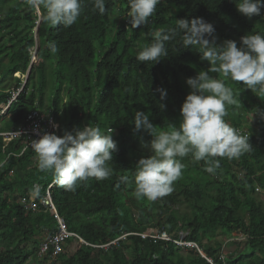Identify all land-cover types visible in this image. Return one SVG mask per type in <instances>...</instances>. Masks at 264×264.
<instances>
[{
  "label": "trees",
  "instance_id": "obj_1",
  "mask_svg": "<svg viewBox=\"0 0 264 264\" xmlns=\"http://www.w3.org/2000/svg\"><path fill=\"white\" fill-rule=\"evenodd\" d=\"M92 8L91 0H84L76 23L53 27L44 21L43 10H29L23 0H0V264H40L41 259L49 264H210L194 249L140 235L161 231L178 241L184 232L183 241L195 242L214 264H264V200L256 196V188L264 191V97L242 81L210 73L233 90L235 102L226 105L224 119L246 130L252 149L231 160L218 157L220 167L212 173L191 154L178 158L181 176L171 193L155 201L135 196L136 164L152 154L153 137L135 132L133 123L140 110L158 130L178 127L192 91L187 79L210 67L196 48L182 47L180 35L166 43L168 55L159 62L138 61L153 32L174 28L179 19L202 18L214 26L209 39L217 46L234 40L240 47L241 37L264 35V8L248 18L238 11L237 0H160L148 23L137 28L126 16L127 0H106L103 15ZM40 16L37 47L34 29ZM50 43L58 48L55 54ZM160 89L166 90L164 99ZM34 109L53 116L58 130L52 133L58 136L88 125L104 134L113 129L117 150L109 162L110 177L88 178L66 191L51 172L40 171L28 138L6 134L18 130ZM50 185L66 230L79 236L67 237L55 256L51 247L41 253L60 231L55 215L40 202ZM32 193L38 195L36 210L22 203ZM234 233L244 236L235 239L243 241V249L225 253L222 262L220 252L232 244Z\"/></svg>",
  "mask_w": 264,
  "mask_h": 264
},
{
  "label": "clouds",
  "instance_id": "obj_2",
  "mask_svg": "<svg viewBox=\"0 0 264 264\" xmlns=\"http://www.w3.org/2000/svg\"><path fill=\"white\" fill-rule=\"evenodd\" d=\"M23 2L29 10L37 13L43 10L46 23L65 28L76 23L84 6V0ZM127 2L126 16L130 18L132 27L137 28L148 23L160 0ZM91 3L93 12L98 11L101 15L106 12V0H91ZM262 8L264 0H237L238 11L248 18L260 16ZM38 25L35 29L39 28ZM214 32V26L202 18H194L191 22L179 19L176 27L153 32L152 42L143 46L136 55L140 62H159L168 55L166 43L180 35L182 47L196 48L201 59L210 64L206 71L187 79L192 91L182 104V119L178 127L169 124L167 130H158L145 112L135 111L134 131L144 130L153 137L150 142L152 154L140 158L136 164L137 199L155 201L171 193L174 181L182 173L183 165L178 158L191 154L195 162L204 161L206 171L212 173L220 167L218 157L231 160L252 149L249 136H242L224 119L227 116L226 105L235 102L233 90L225 85L224 79L214 78L210 73L221 74L234 82L242 81L247 88L264 97V35H245L241 37L240 47L234 40H226L222 46H217L214 38L209 39ZM49 50L55 54L58 48L55 43H50ZM159 91L161 99H164L166 90ZM112 132L113 129H109L110 134H104L99 128L88 125L72 132L65 131L63 136L44 133L39 139H32L30 147L36 154L40 171L51 172L55 183L64 190L75 191L79 182L88 178L103 181L110 177L109 162L113 159V151L117 150ZM121 179L126 182L128 178Z\"/></svg>",
  "mask_w": 264,
  "mask_h": 264
},
{
  "label": "built area",
  "instance_id": "obj_3",
  "mask_svg": "<svg viewBox=\"0 0 264 264\" xmlns=\"http://www.w3.org/2000/svg\"><path fill=\"white\" fill-rule=\"evenodd\" d=\"M57 130H58V124L54 121L53 116H51L45 112H42L39 109H34L26 116L24 124L18 130L14 131L12 133H6V134L25 135L28 138L29 146H30L32 139H39L40 136H42L44 133L51 134L53 131H57ZM237 131L240 134L244 133V136L248 135L246 130L242 131L239 129ZM50 187H51V185L48 186V189L46 190L45 195H43V197L40 198V202L43 205H45L46 208H48L52 214L55 215L56 220H57L59 227H60V231L57 234H55L50 239L49 242L43 244V246L41 248V253H45L51 247L53 250L52 255L55 256L56 254L62 252V250H63L62 242L67 237L75 236V237L79 238V236H77L74 233L68 232L66 230L63 219H61L59 217L57 210L53 204V201H52V198L50 195V191H49ZM256 192H260V189L256 188ZM37 198H38L37 193H32V194H30L28 199L23 198L22 203L25 205V207L27 209L36 210L37 209V205H36ZM140 235L144 238L152 237V238H156V239L174 241L178 245H181V246L191 245L197 249V251L207 260V262H209L210 264H214L213 260L210 257H207L206 255H204L202 250L199 248V246L195 242H186V241H183L181 239L179 241L173 240L167 234L166 231H161L160 235H158V236H151L148 234H140ZM239 238L240 239L244 238V236L242 235ZM235 239H238V238H231L228 241H232ZM81 241H83V240L81 239ZM223 248H224V246H223ZM219 257L222 260V262L225 260V258H226L225 249H223L220 252Z\"/></svg>",
  "mask_w": 264,
  "mask_h": 264
},
{
  "label": "rangeland",
  "instance_id": "obj_4",
  "mask_svg": "<svg viewBox=\"0 0 264 264\" xmlns=\"http://www.w3.org/2000/svg\"><path fill=\"white\" fill-rule=\"evenodd\" d=\"M39 23V22H38ZM224 44V43H223ZM32 53H33V56L37 53V48L35 47V48H33L32 49ZM253 118H256V116L254 115V117ZM253 120H251V123L255 126V124L252 122ZM250 124V123H249ZM245 128V127H244ZM148 152H150V149H148ZM256 196H258L259 198H262L263 200H264V191H260V192H256ZM185 233L184 232H180V234H179V237L181 238V240H183L184 239V237H185ZM234 237L233 238H239L240 236H242V234L240 233V234H236V233H234V235H233ZM233 242H232V244L230 243V244H228V245H226V246H224V249H225V253L227 254H230L232 251H236V250H238V251H240V250H242L243 249V241H237L236 243H235V240H232ZM242 244H241V243ZM185 247H188L189 249H194V250H196L197 251V249L196 248H194L193 246H191V245H188V246H185ZM189 249H186V252H187V250H189ZM198 252V251H197ZM61 253V252H60ZM199 253V252H198ZM200 254V253H199ZM46 255V254H45ZM43 256H44V254H43ZM40 264H49V262H51L50 260H48L47 259V261H45V260H40Z\"/></svg>",
  "mask_w": 264,
  "mask_h": 264
},
{
  "label": "water",
  "instance_id": "obj_5",
  "mask_svg": "<svg viewBox=\"0 0 264 264\" xmlns=\"http://www.w3.org/2000/svg\"><path fill=\"white\" fill-rule=\"evenodd\" d=\"M40 22H41V17H40V20H39V24H40ZM38 26H39V25H38ZM35 36H36V44H37V47H38V27L35 29ZM31 67H32V64L30 65L29 70H28V72H27L25 83L27 82V78H28V75H29V73H30V69H31Z\"/></svg>",
  "mask_w": 264,
  "mask_h": 264
}]
</instances>
